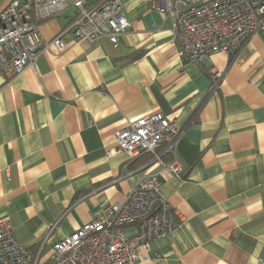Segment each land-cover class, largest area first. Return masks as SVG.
<instances>
[{
  "label": "crops",
  "instance_id": "1",
  "mask_svg": "<svg viewBox=\"0 0 264 264\" xmlns=\"http://www.w3.org/2000/svg\"><path fill=\"white\" fill-rule=\"evenodd\" d=\"M122 2L131 27L118 44L101 37L46 52L0 80V220L45 264L58 241L122 202L150 168L181 224L139 264H264V32L237 59L219 52L186 63L153 0ZM67 23L61 14L42 32L52 38ZM156 112L183 132L180 176L151 153L116 151L117 130Z\"/></svg>",
  "mask_w": 264,
  "mask_h": 264
},
{
  "label": "built area",
  "instance_id": "2",
  "mask_svg": "<svg viewBox=\"0 0 264 264\" xmlns=\"http://www.w3.org/2000/svg\"><path fill=\"white\" fill-rule=\"evenodd\" d=\"M152 9L171 19L186 63H200L219 52L237 59L251 37L264 32V0H153ZM61 14L68 23L46 38L42 24ZM130 27L122 0H10L0 11V80L21 74L46 52L60 54L73 44L101 37L118 44ZM223 76L214 73L212 89ZM182 135L163 112L147 114L115 132L116 151L131 158L151 153L152 163L180 176L176 148ZM165 153L173 157L167 161ZM180 224L178 211L162 193L160 174L149 168L122 202L58 241L45 264H139L154 240ZM0 264H38L16 239L7 218L0 220Z\"/></svg>",
  "mask_w": 264,
  "mask_h": 264
}]
</instances>
